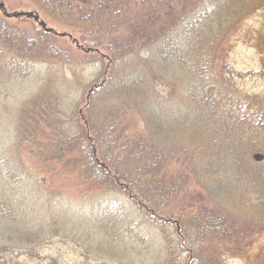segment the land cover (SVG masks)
<instances>
[{"label": "trees", "instance_id": "obj_1", "mask_svg": "<svg viewBox=\"0 0 264 264\" xmlns=\"http://www.w3.org/2000/svg\"><path fill=\"white\" fill-rule=\"evenodd\" d=\"M231 1H38L50 17L70 23L76 37L48 29L39 16L30 17L38 28L21 30L8 21L29 16L9 15L2 8L0 91L32 77L39 81V90L12 117L10 145L6 147L5 136L0 143V216L10 229L6 237L0 236V264L23 255L39 259V264H61L39 252L59 234L56 222L51 221L50 231H16L15 188L28 179L23 155L38 163L34 177L70 178L88 192L126 195L156 225H175L170 264H212L209 242L223 237L224 229L233 238V253L245 245L246 237L249 242V228L233 214L219 212L223 205L214 195L228 177L249 183L247 175L257 166L250 164L255 163L253 156L262 154L264 161V138L259 136L264 132V100L229 90L223 58L217 57L216 44L210 48L225 21L221 11ZM65 38L72 45L61 46ZM186 70L201 83L199 92H188L190 98L201 100L204 116L213 118L199 127L203 138L194 132L179 138L177 118L167 112L183 90L180 82ZM3 186L14 189L8 193ZM192 189L206 196L194 192L186 198ZM260 195L258 201H264V193ZM210 200L215 207L207 204ZM131 209L108 204L106 210L109 219L125 221L124 232L133 242L146 246L149 239L139 233V225L132 227ZM100 230L98 248L105 240L114 243L106 238V230L111 232L106 225Z\"/></svg>", "mask_w": 264, "mask_h": 264}, {"label": "rangeland", "instance_id": "obj_2", "mask_svg": "<svg viewBox=\"0 0 264 264\" xmlns=\"http://www.w3.org/2000/svg\"><path fill=\"white\" fill-rule=\"evenodd\" d=\"M38 1L0 0V7L2 5L0 16H4L2 8L9 15L25 13L31 14V18L39 16L40 20L46 22L48 29L59 34L67 33L72 37L77 36L73 33V28L69 26L70 23L50 17L41 8ZM228 8L232 9L228 10ZM228 8L221 11L225 21L219 34L213 38L210 48L214 50L216 44L217 57L223 58L222 64L228 71L227 76L231 83L229 90L232 89L245 98L255 97L264 100V0H232L231 6ZM31 18L10 19L8 22L18 25L21 30L30 31L33 28H38L34 19L31 20ZM59 44L68 47V45H72V42L65 38L59 41ZM187 67H190V64H187L185 69ZM217 67L223 69L224 66L217 64ZM188 72L189 70H186L181 78L180 83L183 90L180 91L177 103L167 112L173 115L175 120L177 118L175 132L179 138L182 135L189 137L193 132L195 137L203 138L202 130L199 127L206 126L205 121L213 122V118L208 115L209 119L207 120L204 116L201 100L190 98L188 92H199L201 83L197 81L192 72L186 74ZM86 74L90 75V71ZM28 81L15 83L8 86L5 91H0V143H3L5 136L6 147L12 142L10 141L11 134L14 135V132L11 133V126L15 124L12 117L17 108L32 98L39 90V81L36 78L32 77ZM217 81L223 82V88L228 87L225 81L219 78ZM215 90L223 92V89ZM164 93L168 96V89ZM225 103L229 106V99L225 100ZM231 104L233 103L231 102ZM81 107L85 109L86 106L83 104ZM260 110L264 112L262 108ZM8 114L11 115L10 118ZM259 136L264 138V132ZM22 158L27 165L28 179L21 188H15L16 209L19 216L16 225L19 230L15 229L20 232V235H27L26 232H34L41 228L50 231L52 229L49 224L53 221V224L56 222L54 226L59 233L57 236H52L53 239H50V242L44 244V248L39 250L42 258H56L61 264L171 263L170 251L172 248H169L178 234L175 225L168 224L166 227L156 225L154 221L149 220V217L145 218L142 212L135 209L132 201L126 195L106 193L102 190L88 192L86 186H77L74 179L70 178L56 179L44 174L34 177L31 173L37 171L38 163L28 156L23 155ZM253 159L255 163L250 162V164L257 166H254V170L249 171L247 175L249 183L246 181L236 183L233 181L234 177H228V183L224 179L225 183H220L221 185L214 190L215 197H218L223 205L219 212L223 211L226 217L233 214L236 222L249 228L250 240L247 242V237L245 239L244 235L242 239L245 241L242 244L245 245H241L240 250L233 253L231 248L233 238H231L230 232L224 229L223 237H214L209 242L210 248L207 246L208 253L210 251L211 258H213L212 264H264V230H261L264 227V201H258V198L261 197L260 194L264 193V161L262 154L253 156ZM36 175H38V171ZM254 176L255 178H253ZM45 180L48 184L44 183ZM254 181L255 183L251 185ZM3 189L10 193L14 188L3 186ZM194 192L200 196H206L200 190L192 189L186 192V198L193 195ZM60 194L65 195L62 198L67 200L59 199ZM48 201L52 202L48 203ZM57 201L60 203H55ZM108 204H119L126 209L132 208L131 210L134 211L132 218L135 219L132 227L139 225V233L149 239L146 246L141 247L128 237V233L124 232L125 221L109 219L112 216L106 210ZM207 204L211 208L216 206L215 201L212 200ZM216 204H218L217 201ZM105 225L111 231L106 230L109 233L106 238L110 236L114 243L105 240L101 242L102 248H98V241L103 236L100 227ZM9 231L8 222L1 217L0 236L4 234L6 237ZM115 234L119 235L120 239H116ZM1 239L2 237H0V242ZM239 239L237 238L238 241ZM100 259L103 261H98ZM8 262L9 264H39V259L23 255L9 259Z\"/></svg>", "mask_w": 264, "mask_h": 264}, {"label": "water", "instance_id": "obj_3", "mask_svg": "<svg viewBox=\"0 0 264 264\" xmlns=\"http://www.w3.org/2000/svg\"><path fill=\"white\" fill-rule=\"evenodd\" d=\"M20 14H21V13H20ZM22 15H26V16L31 17V14H25V13H23Z\"/></svg>", "mask_w": 264, "mask_h": 264}]
</instances>
